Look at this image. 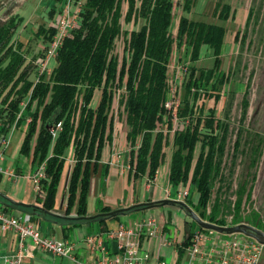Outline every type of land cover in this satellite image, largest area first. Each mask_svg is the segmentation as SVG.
<instances>
[{
  "label": "trees",
  "instance_id": "obj_1",
  "mask_svg": "<svg viewBox=\"0 0 264 264\" xmlns=\"http://www.w3.org/2000/svg\"><path fill=\"white\" fill-rule=\"evenodd\" d=\"M80 1L78 26L57 49L56 64L48 78L44 74L35 75L37 81L30 80L28 67L20 70L25 61L23 55L17 52L21 43H12L0 58V104L3 106L0 113L6 111L0 133L22 121L26 112H30L32 102L36 101L21 153H28L30 139L38 127L33 161L36 160L35 166L45 163V178L40 183L45 199L39 209L53 215L47 208L52 206L65 167L64 150L70 145L74 163L67 185V208L70 210L73 207L77 195L76 213L77 216L83 214L89 165L91 161H98L101 148L111 139V109L116 101L125 115L126 139L130 145V163L134 164L135 177L145 175L152 182L164 158L165 148L171 145L169 184L172 187L190 185L197 194L196 201H184L201 219L223 226L243 222L262 229L255 217L243 215L242 207L251 197L264 136L247 127L244 112L238 119L235 140L230 152H227V139L232 133L227 107L223 118L218 119L214 117L213 109L202 115V108L193 103L202 90L207 93L205 86L213 74L217 76L215 83L211 84V89L215 91L216 83L232 79L237 73L236 65L226 73L217 71V55L224 28L182 17L178 33L172 37L168 28L173 0ZM123 1L126 2L125 12H122ZM191 2L183 0L184 7H189ZM252 18L256 16L251 5L244 24L246 29ZM121 21L125 24L132 22L137 28L123 30ZM14 31L7 32L8 41ZM54 33L53 30L47 35L46 46ZM119 36L124 41L121 60L113 54L115 40ZM183 37L190 49L191 60L198 58L202 45L211 46L216 57L213 68L199 70L198 75L191 68L184 83L187 96L176 108L178 122L169 142L167 133L172 129V121L170 113L164 108L169 89L166 70L174 42H181ZM97 91L99 100L92 107L91 101ZM246 93L244 91L243 96ZM21 102H24L22 108ZM243 103L246 107V100ZM58 123L60 127L53 135L52 131ZM164 126L167 132L162 128ZM198 143L199 153L195 158ZM239 163L242 169L235 177ZM226 215L231 217L230 222L224 219ZM70 220L79 222V217ZM85 220L103 219L96 215ZM195 229L201 228L197 226ZM187 230V237L178 248V253H182L190 242L193 233L190 225H187Z\"/></svg>",
  "mask_w": 264,
  "mask_h": 264
},
{
  "label": "crops",
  "instance_id": "obj_2",
  "mask_svg": "<svg viewBox=\"0 0 264 264\" xmlns=\"http://www.w3.org/2000/svg\"><path fill=\"white\" fill-rule=\"evenodd\" d=\"M65 2L66 0H39V4L42 5L41 10L39 9L41 16L34 20L31 19L32 24H35L33 38L36 39V45L34 46L31 55L26 54V48H24L22 44L23 42L21 39L24 38V36L20 33L18 34L19 30H17V28L15 29L11 41H18L21 43V48L24 49L25 53V61L20 70L31 61V58H33L37 52H39V55L43 53L46 47L45 39L53 30L55 31L56 22L62 12ZM235 2L236 0H192L189 7L185 8L183 0H181L178 2L181 7L178 15H175L177 4L174 3L168 28L169 32L175 36L177 35L179 22L182 17H185L190 21H202L222 26L224 28V35L217 55V58L219 59L217 71L224 72L221 68V64L222 56L228 49L226 46L227 41L232 44L233 39V42L236 43L239 37V30H237L232 37V22L244 25L249 10V8H246L245 6L237 7V5L234 4ZM232 3L236 9L232 7ZM44 4H46V10L43 9ZM17 12L19 13L20 9H18ZM173 18L175 19L174 22H172ZM23 21H25L24 18L22 19V22ZM27 25H24L26 29H28ZM31 31L32 30L28 31V33L30 34ZM26 37L25 40H29L30 36L27 35ZM206 53L210 56L211 66L204 68L198 63L202 61V57ZM215 57L216 55L211 46L202 45L200 47L198 58L191 60L190 49L187 47L184 37L181 42H174L166 70L169 89L166 92L165 100L175 98L177 108L180 101L187 96L188 91L184 83L190 74L191 68H194L195 75H198L199 70L206 71L213 68ZM36 71L37 65L33 72L29 73L28 78L30 80H35ZM50 73L51 71H49V74ZM49 74L46 78H48ZM215 79H217V76L213 74L205 86L207 93L202 90L200 96H198L193 102L196 106L202 108V115H206L209 109H213L215 115L217 103L225 97L223 105L225 108L227 101L226 94H232V84L230 83V79L216 83L215 91L211 89V84L213 81L215 83ZM215 94H218L217 99L215 98ZM206 99H211L213 105L209 107L204 106L203 101ZM20 106L22 108L24 102H21ZM116 106H118V104H116ZM0 107L3 106L0 104ZM35 107L36 101L34 100L31 104L30 112H26L27 114H25L22 121L15 125L13 131L19 129L25 137L31 120V112H33ZM117 109L118 108H116V111ZM214 117L217 118L216 116ZM5 120L6 111L0 113V129L2 127V122ZM112 122L113 130L111 133V139L106 141L101 148L98 161L96 163H94V161L90 162L87 193L86 198L84 199V210L83 214L80 216H77L76 213L77 195L73 207L70 210L67 208V185L70 171L74 163L73 158L69 161L65 160V167L61 174L52 206L49 207V209L47 208V210L54 216L42 212L39 209L44 205L45 192L43 190L38 193L35 190L32 181L29 179V175L34 169L36 162V160L33 161V151L39 129L38 127L30 139L28 153L25 154L26 164L22 165L23 163H19L17 161L18 157H13L10 158V160H7L6 157L3 156L0 161V166L2 168L0 171V193L15 202L24 204L25 206L23 208L11 206L4 197L0 196V210L4 211L9 216L30 215L31 223L35 229L39 230L46 237H51L56 240H64L69 245H72L74 247L75 257L84 262L99 260L103 255L107 256V258H111L116 254L117 242L116 239L109 237V231L121 227H132L135 223L148 216L154 220L151 215L139 216L138 218L136 216L134 217V215H136L135 213L146 210L131 211L103 220L88 221L85 220V218H90L100 213L120 208H126L142 202L164 198L174 199L176 198L177 191H187L188 197L185 199L192 200L190 190L193 191V189L190 185L187 184L183 186L179 184L176 187H172L169 184L171 146L168 153L164 151V158L160 163L152 182H150L145 175L142 177H135L134 164L130 163V145L126 139L127 130L125 129L122 133V124L115 121V119ZM55 134L56 132L53 135ZM1 135L2 133H0V136ZM19 154H21V148H19L18 154L16 155ZM67 175L68 179L66 181ZM190 196L191 198H189ZM196 198L197 195H195V199L192 201L195 202ZM160 208H162L164 222L157 225L154 220L156 230L154 236L148 237L142 235L140 237V248L141 250H147L150 253L153 262H158L159 264H173V256L178 253V247L182 245L183 240L187 237V225H189V222L184 219V214L179 208L170 205H165ZM76 217H79V222L73 223L70 219H75ZM179 225H183V227L179 228ZM169 232L172 233V237L166 236ZM87 238H92V241L88 242ZM163 238H167L171 242H169L168 245H163L161 243ZM19 250L23 254L22 259L24 264H74L72 260L66 257L58 256L39 248H34L29 238L24 240L23 248L19 249L18 236L16 233L12 230H2L0 228V264L2 263L4 256H12ZM104 252L105 254H102ZM167 257H170L172 263H167L165 261V258Z\"/></svg>",
  "mask_w": 264,
  "mask_h": 264
},
{
  "label": "rangeland",
  "instance_id": "obj_3",
  "mask_svg": "<svg viewBox=\"0 0 264 264\" xmlns=\"http://www.w3.org/2000/svg\"><path fill=\"white\" fill-rule=\"evenodd\" d=\"M179 1L181 0H174V3L177 4L175 8V15H178L180 13L181 7L180 4H178ZM234 4L237 5V7L245 6L246 8L247 7L249 8L252 5L255 11L256 18L251 19L247 29L242 24L239 25L236 22H232V28H231L232 37L234 33L237 30H239L238 41L234 43L232 39V44L227 41L226 46L228 49L227 51L224 52L222 56L221 68L225 73L228 72L230 69H232L235 65H236L235 67H237L238 69L237 73H234L232 79H230L231 80L230 83L232 84V96L231 94H226L227 95L226 103L228 104L225 106V108L223 107L225 100V97H223L222 100H220L217 103L216 113L214 115L218 119L223 118L224 111L227 107L229 128L232 132L227 139V146H226L227 152H230L232 143L235 140L234 134L238 126V119L242 116L244 112L246 114L245 122L247 127L253 128L255 131L259 132L262 136H264V0H236ZM234 4L232 3V7L236 9V7H234ZM21 5L22 6L19 8L20 9L19 15L23 16L25 21H23L24 23L22 22L23 24L21 23L20 26L17 27V30H19L18 34L20 33L21 35L24 36V38H22L21 40L23 42L22 44L24 48H26V52H27L26 54L31 55L33 53V48L36 45L35 43L36 39L33 38V33H34L33 29H35L34 28L35 24H32L31 19L34 20L37 17L40 18L41 16L40 10L42 5L39 4V0H21ZM45 5L46 4L43 5L44 10H46ZM125 9H126V2L123 1L122 12H125ZM174 20L175 19L173 18L172 22H174ZM121 23L123 30H131L137 28V26H134L132 22L125 24L123 21H121ZM24 25H27L28 29H26ZM27 30L28 31L32 30V31L29 34ZM27 35H29L30 37L29 40L26 41L25 39L27 38L26 37ZM171 35L172 37H175L174 34L171 33ZM123 47H124L123 37L119 36L115 40V44L113 48V54H116L119 60H121V57L123 55ZM55 64H56L55 59L54 58L51 59L46 66L47 71L48 72L51 71L55 67ZM198 64L204 68L210 67L211 59L209 54L206 53L205 55H203L202 61L199 62ZM244 91L247 92L245 96H243ZM98 94L99 92L97 91L91 101L92 107H95L98 103L99 100ZM243 100H246L247 102L246 107H244ZM115 102L116 101H114V104L112 106L113 108L111 109L112 119L113 120L115 119V121L122 124L121 132L123 133L125 129L127 130V126L125 124V115L122 112V108H118V106H116L117 102L116 104ZM203 104L204 106L209 107L213 105V101L211 99H206L205 101H203ZM116 108H118L117 111ZM162 128L164 129L165 132H167L165 130V126ZM167 134L169 136V142H170L172 138V133L169 132ZM23 141H24V136L22 135L21 131L19 129H15L9 137V142L5 148L3 156L6 157L7 160H10V158L13 157H18L17 161L19 163H23L22 165L26 164V156L24 153L16 155L18 154L19 148H21ZM170 146H167L165 148L166 153L169 152ZM2 149L3 148L1 147L0 151ZM198 153H199V143L197 144L194 152L195 158ZM64 157L66 161H69L70 159L73 158V148L70 145L65 148ZM226 162L228 164V160H226ZM237 166L238 167L236 168V172L234 174L235 177L241 172L242 169L241 163H239ZM226 169L227 168L225 167L224 173H226ZM216 187L217 184L215 185L214 191L216 190ZM190 193L192 196V200H194L195 195L197 194L192 190H190ZM191 196L189 198H191ZM230 199L233 200L234 198L230 197ZM242 210H243V215L246 216L248 215L253 218L255 217L263 229L260 230L264 231V144H263L262 155L261 158L259 159L258 168L256 171V178L254 180L251 191V197L250 200L242 207ZM135 214L136 215H134V217L136 216L137 218L139 216L151 215L154 218L157 225L162 224L164 222V217L162 216V208L160 207L147 209L146 211L138 212ZM184 217H185L184 219L189 222L188 224L190 225L191 230L197 228L196 223H194L185 215ZM224 219L226 220V222H230L229 215H226ZM181 227H183V225H179V228ZM166 236L172 237V233L169 232V234ZM187 258H188L187 250L183 248L182 253H177L176 255L173 256L172 258L174 261L173 264H186ZM165 261L167 263L170 262L172 263L170 257L165 258ZM259 264H264V248L262 251Z\"/></svg>",
  "mask_w": 264,
  "mask_h": 264
},
{
  "label": "built area",
  "instance_id": "obj_4",
  "mask_svg": "<svg viewBox=\"0 0 264 264\" xmlns=\"http://www.w3.org/2000/svg\"><path fill=\"white\" fill-rule=\"evenodd\" d=\"M81 1L66 0L62 12L60 13L55 25V33L45 47L43 53L37 61L36 75H48L46 69L48 62L55 58L57 49L62 44L64 38L78 26L79 10ZM36 77L35 81L38 80ZM176 101L165 100L164 108L171 115L172 129H176L178 118L176 115ZM15 123L10 128L5 129L0 136V161L9 142ZM60 124L56 125L53 134L59 129ZM0 166V171H1ZM45 163L34 167L29 175V179L35 190L40 193V183L45 178ZM187 191H177V200H184L187 197ZM231 219V217H230ZM0 228L2 230H12L18 236L19 249L23 248L24 240L29 238L34 248L50 252L52 254L66 257L74 264H159L151 260V255L147 250H141L140 237L146 235L154 236L155 224L151 217L144 218L132 227L118 228L109 231L110 238L116 239V254L107 258L102 256L99 260L84 262L77 259L74 255V247L64 240H56L44 236L39 230L35 229L31 223L30 215L9 216L0 210ZM88 242L92 238H87ZM170 240L163 238L161 243L168 245ZM264 246L256 240L242 234L223 235L212 230L202 231L193 230L190 236V242L185 248L188 258L186 264H259ZM102 254H105L102 253ZM23 254L19 250L12 256H4L1 264H24Z\"/></svg>",
  "mask_w": 264,
  "mask_h": 264
},
{
  "label": "water",
  "instance_id": "obj_5",
  "mask_svg": "<svg viewBox=\"0 0 264 264\" xmlns=\"http://www.w3.org/2000/svg\"><path fill=\"white\" fill-rule=\"evenodd\" d=\"M67 179H68V175H67L66 181ZM0 196L4 197L10 204L24 206V204L15 202L9 199L7 196L3 195L2 193H0ZM165 205H170V206L179 208L186 217H188L190 220L196 223V225L200 227L201 229L212 230L217 233L224 234V235L242 234L244 236H247V237H250L256 240L258 243L264 246V231L250 224L243 223V222L234 224V225H224L223 226V225H217L215 223L205 221L201 219L199 215L184 200L164 198V199H159V200L142 202L136 205L126 207V208H120L117 210L100 213L98 214V217H101L102 219H107V218H111L114 216H118L120 214L131 212V211L147 210L151 208L162 207Z\"/></svg>",
  "mask_w": 264,
  "mask_h": 264
},
{
  "label": "flooded vegetation",
  "instance_id": "obj_6",
  "mask_svg": "<svg viewBox=\"0 0 264 264\" xmlns=\"http://www.w3.org/2000/svg\"><path fill=\"white\" fill-rule=\"evenodd\" d=\"M21 6V0H0V58L4 56L7 50L10 49L12 43H19L18 41H8L6 36L7 32L12 31V29L15 30L20 26L23 16H20L17 10ZM13 25L16 27L15 29ZM17 52L22 54L25 58L24 49L21 48L20 50H17ZM39 56V52H37L36 55L31 58V61L23 67V69H26L28 66L29 71L33 72L36 68Z\"/></svg>",
  "mask_w": 264,
  "mask_h": 264
}]
</instances>
